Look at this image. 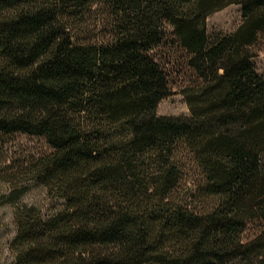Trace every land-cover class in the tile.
Wrapping results in <instances>:
<instances>
[{"label": "trees", "instance_id": "1", "mask_svg": "<svg viewBox=\"0 0 264 264\" xmlns=\"http://www.w3.org/2000/svg\"><path fill=\"white\" fill-rule=\"evenodd\" d=\"M234 5L238 29L211 35L208 19ZM261 46L264 0H0L16 263L264 264ZM175 58L189 117L158 113ZM18 135L50 151L10 164ZM29 183L60 208L21 205Z\"/></svg>", "mask_w": 264, "mask_h": 264}, {"label": "rangeland", "instance_id": "2", "mask_svg": "<svg viewBox=\"0 0 264 264\" xmlns=\"http://www.w3.org/2000/svg\"><path fill=\"white\" fill-rule=\"evenodd\" d=\"M242 23L241 8L231 6L222 12L211 16L207 21L208 31L211 35L234 33ZM257 57L253 60L258 71L264 73V46L256 49ZM173 73V96L162 101L158 113L160 116L189 117L190 111L181 94V88L185 85L184 66L178 58L174 59V65L170 67ZM50 151L46 143L38 138L18 135L5 148V155L9 163L17 166H26L39 159ZM190 183L195 178L190 177ZM191 184L188 186L192 190ZM11 187L0 181V264H17L11 250L13 240L17 235V226L14 222L16 206L9 202ZM21 205L34 206L45 214H53L60 208L61 202L51 200L46 189L35 183L27 184V190L20 201ZM258 223H250L244 235V241L255 238L258 232Z\"/></svg>", "mask_w": 264, "mask_h": 264}]
</instances>
